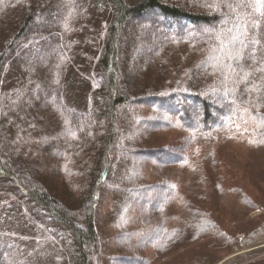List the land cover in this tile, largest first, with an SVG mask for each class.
<instances>
[{
  "label": "trees",
  "instance_id": "16d2710c",
  "mask_svg": "<svg viewBox=\"0 0 264 264\" xmlns=\"http://www.w3.org/2000/svg\"><path fill=\"white\" fill-rule=\"evenodd\" d=\"M263 27L256 0H0L1 205L34 228L0 230V264H205L219 239L262 243L264 221L234 240L215 209L219 148L264 146ZM233 178L237 204L264 206Z\"/></svg>",
  "mask_w": 264,
  "mask_h": 264
},
{
  "label": "rangeland",
  "instance_id": "374dc122",
  "mask_svg": "<svg viewBox=\"0 0 264 264\" xmlns=\"http://www.w3.org/2000/svg\"><path fill=\"white\" fill-rule=\"evenodd\" d=\"M148 20L153 22L155 19L152 16L150 17L149 15V17L146 19V21L144 20L143 23L140 21H129V23L134 27H145L148 26ZM261 31L262 33L259 35V37L264 41V27L263 29L261 28ZM144 53L141 51L136 52L132 56V61L136 62L143 56ZM84 85L85 87L87 86L85 83ZM71 89L72 90H70V93L72 95H69L68 92L66 98H68L67 101L69 105H74L75 103L69 102L72 101L73 96L82 101L83 95L82 92H79V90L73 88V85H71ZM139 126V124H136L133 126V128L137 129ZM142 128H146V126H143ZM237 146L238 147H234L233 145L228 144L227 147L219 148L217 156L220 159L214 156L216 159H218L217 162L220 161V164L222 163V168L221 166L217 167L219 171H222L223 174L226 171L228 172L227 174H224L225 178L223 195L225 198L223 197L220 207H217L215 209V215L220 223V229L228 230L230 233H232L229 235L234 240L242 238L243 233L239 232V229L242 226H244L249 231L247 232L248 234L251 233V230H254L256 228V224L259 226L264 221V206H258L253 209L248 206H246V208L243 205L240 206L241 204L239 205L236 203V200L239 198L236 197V195L231 191V185L234 182L233 177L234 174H236L235 181L238 180V177H241L240 179L245 182V190H247V192L253 197L262 199L264 201V146L262 145L256 147L253 150H248L246 146ZM149 163L158 165L157 163L153 162L152 158L143 159L138 157L134 160V168H136V172H138L140 168H142L143 166H147ZM225 166L227 168H225ZM190 198L192 199L191 201L195 200V197H193L192 195L190 196ZM3 199L4 197H0V230L14 229L24 232L33 231V226L21 212V209L11 201L8 205H1ZM164 199L165 195L164 193H162L156 195V197L152 199V201L150 199H147V202L143 203L140 195H136L134 202L129 207L127 216L130 217L132 215V209H143L151 202H155L158 204L164 201ZM132 236L136 241H145V238H143L142 234H140L138 231ZM217 241L215 242V244L218 248L212 247L209 249V259L212 257L211 260H214V262L210 263L209 261L211 260H208L207 262H205V264H224L225 262H232L234 258L237 257H241V259H239L240 261L238 263H234L233 261L231 264H264V239H262V243L257 246L255 245V247L251 245L248 247H236V242L233 243L232 241L231 246H229L230 250H225L220 239ZM202 242L203 239L201 243ZM197 247L198 246H195L191 249H195ZM191 249L189 248V250Z\"/></svg>",
  "mask_w": 264,
  "mask_h": 264
},
{
  "label": "snow or ice",
  "instance_id": "6c2138e0",
  "mask_svg": "<svg viewBox=\"0 0 264 264\" xmlns=\"http://www.w3.org/2000/svg\"><path fill=\"white\" fill-rule=\"evenodd\" d=\"M257 4H259L262 8H264V0H256Z\"/></svg>",
  "mask_w": 264,
  "mask_h": 264
}]
</instances>
